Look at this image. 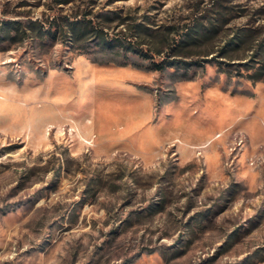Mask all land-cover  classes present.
Here are the masks:
<instances>
[{"label": "rangeland", "instance_id": "obj_1", "mask_svg": "<svg viewBox=\"0 0 264 264\" xmlns=\"http://www.w3.org/2000/svg\"><path fill=\"white\" fill-rule=\"evenodd\" d=\"M5 21L0 264H264V0H0ZM168 54L195 63L150 68Z\"/></svg>", "mask_w": 264, "mask_h": 264}, {"label": "trees", "instance_id": "obj_2", "mask_svg": "<svg viewBox=\"0 0 264 264\" xmlns=\"http://www.w3.org/2000/svg\"><path fill=\"white\" fill-rule=\"evenodd\" d=\"M63 20H61L59 25L61 28L64 30V33H69L70 36H72L75 40H80L83 37H85L88 34H92L93 37H95V40L99 43V46L103 49H113L117 46L127 48V50H131L135 53H139L140 55H146V53L142 52L141 49H137L136 46L126 43L124 44V40L120 38H106L104 37V33L101 29L94 28L91 23L88 20L84 19H74V20H69L66 19L65 17H62ZM18 21H5L4 26L0 25V30H10L12 29H17L18 27L16 25H13V23H17ZM124 23V22H122ZM34 26H37L34 22H31L29 24V27L32 29ZM194 28H189L187 32H185L186 39L180 40L179 43L176 45L170 46V50H174L175 48L181 47V45L187 44L191 41L198 40L200 34L203 36V33L201 32V29H199L198 25H193ZM129 31L131 33L133 32L134 37H138L139 39L143 40H148L152 42V30L149 28L147 25H141V23H131V25L128 26ZM214 29V27H212ZM212 28H208L207 30H212ZM245 32L242 33L241 35L237 34L234 40H229L228 42H232L233 44L240 42L242 39H247L252 35L251 31L248 29H244ZM37 33H41L39 26L35 30ZM49 32V31H48ZM163 40V39H162ZM259 47L261 48L260 57L261 60L258 61L257 67L254 69L253 73H251L249 76L250 78L254 80H264V43H260ZM258 47V48H259ZM259 48V49H260ZM158 50V49H157ZM156 50V51H157ZM224 48L221 49V52H224ZM158 52V51H157ZM170 55H166L164 57H161L159 60H151L150 61V68L153 70L157 71H162L168 67H183V66H189L193 63L194 61H180L178 59H173L169 57ZM118 64H123L122 62H117Z\"/></svg>", "mask_w": 264, "mask_h": 264}]
</instances>
